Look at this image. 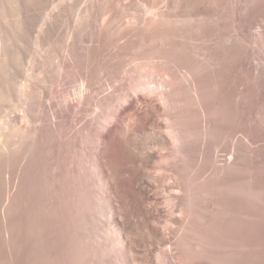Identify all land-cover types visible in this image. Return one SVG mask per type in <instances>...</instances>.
<instances>
[{
	"label": "rangeland",
	"instance_id": "1",
	"mask_svg": "<svg viewBox=\"0 0 264 264\" xmlns=\"http://www.w3.org/2000/svg\"><path fill=\"white\" fill-rule=\"evenodd\" d=\"M73 23L69 0H0V264H264V0L255 56L252 39H219L222 19L174 52L199 90L173 94L197 102L126 111L135 136H169L163 149L104 136L128 102L69 101L77 66L96 83L121 55L71 47Z\"/></svg>",
	"mask_w": 264,
	"mask_h": 264
},
{
	"label": "bare ground",
	"instance_id": "2",
	"mask_svg": "<svg viewBox=\"0 0 264 264\" xmlns=\"http://www.w3.org/2000/svg\"><path fill=\"white\" fill-rule=\"evenodd\" d=\"M262 2L263 0H69L74 10V26L66 37L67 44L75 48L79 47L77 45L79 44L82 45L80 49L87 47V50L98 48L107 51L114 48L121 53L110 69L99 66L101 68L99 72L90 71L91 75L98 73L95 75L98 81L93 82L94 84L82 75L78 64L73 71L76 79L71 78L77 83L70 84L75 96L69 101L128 102L122 109H115L111 129L104 136L113 139L118 133L125 134L127 140L138 151L147 150L152 144L158 145L161 149L165 148L171 139L164 133L135 136L134 130L145 133L146 128L143 130L138 126L125 125L123 121L129 117L126 111H136L137 103L140 102H197L200 99L199 95L191 97L194 95L173 94L180 89L182 91L190 89L194 92L199 90L197 65L177 58L174 52L191 37L214 29L215 24L222 19H225L229 28L224 32L218 31L219 39L233 43L239 38L245 46L248 40L252 39L254 45L252 48H246V53L255 56L260 49ZM254 27L258 30L252 33ZM148 40H155L161 47L163 45L162 48L157 46L162 50L152 59L153 61L134 50L129 52L126 58L122 56L125 48L135 42ZM253 67L259 68L258 64ZM102 77L107 84L100 81ZM107 90H111L107 96L94 94ZM150 108L148 110L152 112ZM146 124L164 128L163 122L154 115L147 119ZM156 155L149 152L148 159L153 160L157 158Z\"/></svg>",
	"mask_w": 264,
	"mask_h": 264
}]
</instances>
